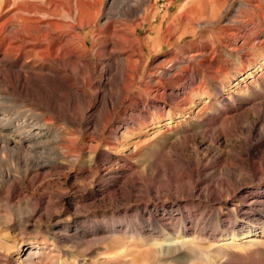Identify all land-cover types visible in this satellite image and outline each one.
<instances>
[{
  "label": "rangeland",
  "instance_id": "374dc122",
  "mask_svg": "<svg viewBox=\"0 0 264 264\" xmlns=\"http://www.w3.org/2000/svg\"><path fill=\"white\" fill-rule=\"evenodd\" d=\"M17 6L95 23L51 62L67 89L0 82V264L32 248L37 264H264L247 220L264 210L247 209L264 201V0H0V25ZM8 26L0 59L24 31Z\"/></svg>",
  "mask_w": 264,
  "mask_h": 264
},
{
  "label": "bare ground",
  "instance_id": "6f19581e",
  "mask_svg": "<svg viewBox=\"0 0 264 264\" xmlns=\"http://www.w3.org/2000/svg\"><path fill=\"white\" fill-rule=\"evenodd\" d=\"M54 7L55 9H57V5H55ZM53 11L54 10H52V8H47V7L36 8V6H33L32 9L25 10L22 8V6H17L15 10V14L12 17L7 18L6 21L0 25V29L2 32L1 35H5L9 27L8 24L10 25L11 23L14 22L18 23L19 24L18 27L21 29L23 28L24 30L23 32L20 30L22 33H20V35H18L15 38L6 37L5 39H3L2 47L4 48V53H3V57L0 59V82L7 84V87L11 88L10 90L18 94L19 96L26 95L28 93H34L35 88H39L48 93H55V92L57 93L59 92V90H62L63 88L67 89L68 88V86L66 85L67 80L61 75L63 73V69L62 68L56 69L52 67L51 62L53 61L54 57L60 55L61 52H62L61 57L65 60H67L71 55L76 57L75 52L72 51V46H73V42L80 36L77 33L72 32V30H77V29L82 30L85 26L90 27L92 26V24L95 23V21H92V19L91 22L86 21L82 17L81 10L78 12L79 15H77V19L75 20L76 22L75 25H66L63 23H57L53 21V19H51V16L54 15ZM24 12L26 15H23ZM12 50L15 52L14 54H16L15 57L6 58L5 53L11 52ZM163 73L164 76L173 77V74H171V71H168V69H164ZM126 78H128V76L127 74H125V72H123L119 79L125 80ZM56 79H61V81H59L58 83L56 82ZM59 85L61 86V88L62 87L63 88L60 89ZM174 104L176 105V103ZM121 105H123V101H120L119 106H117L118 107L117 109H120ZM184 105L186 104H183V106ZM117 109L115 105H113V108L110 111H108L109 123L121 124L125 121V120H120V116H117V112H118ZM128 125L129 124H127L126 126L125 132L128 130ZM47 126H49L48 123H41L39 124V126L33 125L30 126V128L34 129L35 131V130H42L41 129L42 127H47ZM34 131L28 130L26 131V133L22 131V133H20L21 143L29 141L30 139H34L35 137ZM160 132H164V131H160ZM4 139L7 145L12 142V139L7 138L6 136ZM245 205L247 204L243 203V206ZM249 205L250 208L247 209L252 210L251 209L252 207H254L255 209V207H257L258 205L261 206L264 205V201L252 200ZM248 216L249 217L247 218V220L252 224L254 223L261 224L259 225V227L261 226V230H262L261 233L264 234V221H263L264 210H259L256 219H252L250 215ZM239 218L240 217L237 218V222H236L237 227L241 226L240 222L238 221ZM248 231L253 232L252 228H249ZM170 232H174L173 229L165 225L161 226L159 231V233H161L162 236L164 235V237L168 236ZM170 235H175V234L171 233ZM232 236H233L231 238L232 241L228 240L227 242H223L220 245V247L227 248L229 245L234 243L236 240V234L234 233ZM195 238H193L191 241L193 242L196 241ZM257 240L258 239L256 238V236H254L252 237V240H250L249 242L255 243ZM179 249L180 247L178 245L173 249H171V251H177ZM39 254L40 251H37L35 248H32L31 251L27 254V259H26L27 263L37 264V261L35 259Z\"/></svg>",
  "mask_w": 264,
  "mask_h": 264
}]
</instances>
